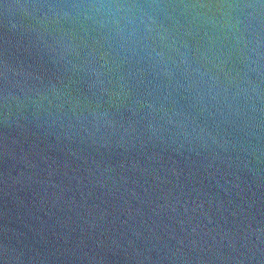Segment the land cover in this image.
I'll return each instance as SVG.
<instances>
[{
	"label": "water",
	"instance_id": "1",
	"mask_svg": "<svg viewBox=\"0 0 264 264\" xmlns=\"http://www.w3.org/2000/svg\"><path fill=\"white\" fill-rule=\"evenodd\" d=\"M0 264H264V0H0Z\"/></svg>",
	"mask_w": 264,
	"mask_h": 264
}]
</instances>
